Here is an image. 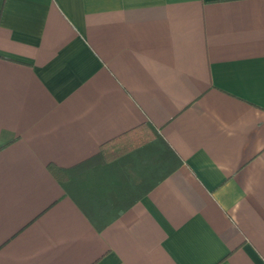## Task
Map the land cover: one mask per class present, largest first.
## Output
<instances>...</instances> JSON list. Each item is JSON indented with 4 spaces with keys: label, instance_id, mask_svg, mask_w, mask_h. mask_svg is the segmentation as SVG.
Segmentation results:
<instances>
[{
    "label": "crops",
    "instance_id": "1",
    "mask_svg": "<svg viewBox=\"0 0 264 264\" xmlns=\"http://www.w3.org/2000/svg\"><path fill=\"white\" fill-rule=\"evenodd\" d=\"M0 264H264V0H0Z\"/></svg>",
    "mask_w": 264,
    "mask_h": 264
},
{
    "label": "trees",
    "instance_id": "2",
    "mask_svg": "<svg viewBox=\"0 0 264 264\" xmlns=\"http://www.w3.org/2000/svg\"><path fill=\"white\" fill-rule=\"evenodd\" d=\"M126 133H128V132H126ZM122 136H123V134H121L120 136H118V137H116V138H114V139L106 142L105 144H103V146H101V150H100V152L97 155H95V156H93L91 158H88L87 160H85L83 162H80V163H78L76 165H73V166H70V167H67V168H61V167H57V166H54L52 164H49L48 167H49L50 171H52L53 173L59 172L60 175H63L64 176V175H66L68 173V171L74 170L79 165H81L83 163H86V162H88V161H90V160H92L94 158H98V156L100 155V153H102V148H104L106 145H108V144H110L112 142H115L118 138H120Z\"/></svg>",
    "mask_w": 264,
    "mask_h": 264
}]
</instances>
